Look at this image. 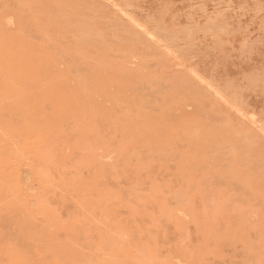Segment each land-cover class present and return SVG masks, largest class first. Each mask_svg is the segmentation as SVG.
<instances>
[{
	"label": "rangeland",
	"instance_id": "obj_1",
	"mask_svg": "<svg viewBox=\"0 0 264 264\" xmlns=\"http://www.w3.org/2000/svg\"><path fill=\"white\" fill-rule=\"evenodd\" d=\"M0 264H264V0H0Z\"/></svg>",
	"mask_w": 264,
	"mask_h": 264
}]
</instances>
